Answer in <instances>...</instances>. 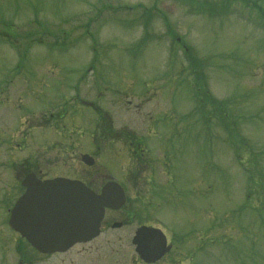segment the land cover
Segmentation results:
<instances>
[{
    "label": "rangeland",
    "instance_id": "obj_1",
    "mask_svg": "<svg viewBox=\"0 0 264 264\" xmlns=\"http://www.w3.org/2000/svg\"><path fill=\"white\" fill-rule=\"evenodd\" d=\"M254 3L264 7V0H0V29H15L0 38V89H18L12 100L0 103V169L11 164L5 163L8 141L3 136L18 127L21 117L64 106L63 100L57 101L59 91L78 88L82 96L88 91L87 102L109 114L103 115L105 130L110 117L114 135L133 132L142 137L155 131L165 139L159 148L155 138L148 140L152 171L143 167L141 173L124 146L105 147L98 164L108 175L115 170L118 175L129 160L128 167L142 182L165 185L180 178L195 193L199 190L198 195L185 192L175 202L182 212L168 206L153 212L171 226L169 231L191 236L183 244V264H264L262 193L254 191L245 203V169L217 119L198 116L199 106L202 114L212 112L210 105L194 97L199 72L215 98L225 100L238 93L244 119L236 127L258 148L264 147V17ZM44 28L51 36L43 35ZM37 30L34 39L42 43L31 45L20 38ZM194 57L196 68L190 63ZM96 90L98 101L91 96ZM66 108L71 114L70 106ZM97 115L81 110L61 124V129H69L66 132L81 128L75 137L86 133L83 147L77 142L79 151L89 149L87 135ZM48 134L61 138L38 130L34 142L49 141ZM15 152L9 153L16 156ZM239 154L249 163L246 146ZM13 167L6 166L0 181L16 180ZM61 167L52 171L62 172ZM209 223L216 236L206 242L209 252L197 248L194 261L189 260L196 234ZM9 248L0 247V264L14 263L16 253Z\"/></svg>",
    "mask_w": 264,
    "mask_h": 264
},
{
    "label": "flooded vegetation",
    "instance_id": "obj_2",
    "mask_svg": "<svg viewBox=\"0 0 264 264\" xmlns=\"http://www.w3.org/2000/svg\"><path fill=\"white\" fill-rule=\"evenodd\" d=\"M6 91H0V95ZM64 91H59L62 93ZM10 97L7 96V100ZM71 102V96L68 98ZM80 105H86L85 99L77 98ZM90 107H93L88 103ZM32 113V117L21 118L20 125L14 129L8 141V149L24 154L31 148L32 154H24L16 160L18 178L13 181H0V247L2 249H12L15 255L13 264H183V237L181 233L168 234L162 227L160 219L153 215L159 208L155 203L158 195L162 193L158 183L151 181H139V174L130 173L121 168L117 175V170L113 175H108L104 168L98 164V157L105 146H124L122 148L130 152L128 158L135 162L136 170L145 171L152 161L147 157L141 158L137 150L144 143V139L136 138L134 133H123L121 137L105 132L90 134L91 144L89 149L79 151L80 141L82 145L83 136H67L58 134L55 127L52 136L59 135L60 139H52L38 144L34 142V132L40 128H48L56 120H68L71 116L66 112H61L58 108H49L44 111ZM49 138V136H48ZM106 143H105V142ZM11 144V145H10ZM123 144V145H122ZM83 147V145H82ZM68 151L70 153L68 154ZM84 154L92 157L83 162ZM67 155V158H63ZM62 156V157H61ZM101 156V155H100ZM14 157H11L13 159ZM74 165L72 166L71 162ZM49 162L51 164H49ZM58 164H63L62 172H57L55 168ZM65 164V165H64ZM61 166V165H60ZM28 175L34 176L38 181L24 178ZM62 177L68 178L76 185H84L86 189L99 195L102 189L109 185L106 195L110 200H116L113 206L104 208L103 217L98 226L97 235L89 241H79L71 244L62 251L58 249L43 253L41 249L34 247L22 236L19 231L9 226L11 210L15 202L27 193V188L32 185L42 186L44 180ZM34 200L41 202L42 197L47 193L42 189L33 192ZM79 197L80 191H77ZM72 193L63 194V200H55L54 206L39 205L29 206L28 215L34 209L39 213L30 218L27 225L19 222L20 230L25 233L27 230L35 234H65L73 230L82 228V207L76 202L72 214ZM76 199V196H74ZM152 228L161 230L165 235L164 244L160 234L152 236ZM147 229V230H146ZM140 245L146 255L138 253ZM169 249L160 255V251L167 246ZM155 258V259H153Z\"/></svg>",
    "mask_w": 264,
    "mask_h": 264
},
{
    "label": "trees",
    "instance_id": "obj_3",
    "mask_svg": "<svg viewBox=\"0 0 264 264\" xmlns=\"http://www.w3.org/2000/svg\"><path fill=\"white\" fill-rule=\"evenodd\" d=\"M255 6V4H254ZM259 11L264 15V11L259 8ZM15 31L14 27H11L9 30ZM36 35H39V30H37L35 33H24L20 35V38L26 39L30 42H32ZM9 36L7 31H3L0 29V38L2 36L6 37ZM43 35H50V32L47 28L43 29ZM192 67L196 68L198 63L196 62V58H191ZM200 76V77H199ZM201 78H203L202 72L195 74V92L194 96L197 98L196 101L200 104H208L210 105V108L212 109V112L203 113L201 114L202 110H200V106L198 108V116L202 118H206L209 120L211 116H214L217 119L218 126H220L227 134H228V142L231 144L232 148L235 151V157L237 161L243 165L246 173V182H247V191L245 194V203L248 204L250 201L252 195H254V191H258L259 193H262L261 201L262 204H264V147L258 148L257 144L253 142L248 134H241L240 130L236 127L239 123H241L244 119L243 114L240 111H243L241 107L238 105L239 101L243 99L242 97L239 99L236 97V94L232 95L229 98H226L225 100H219L213 97L209 90L207 89L206 84L201 82ZM245 98H248L245 96ZM195 103V100H194ZM237 107V108H236ZM191 111H195L194 106L192 107ZM197 115V114H196ZM193 118L196 116L191 112V115ZM184 119L183 117H181ZM184 120H187L184 119ZM221 120V122L219 121ZM246 146L248 150V157H249V163L245 164L243 163V160L239 154V149ZM180 179V178H179ZM198 180V179H197ZM175 179L172 178V182H174ZM182 185L180 186V191L183 192L185 190V182H181ZM242 206L240 209H243ZM211 226H214L211 224Z\"/></svg>",
    "mask_w": 264,
    "mask_h": 264
},
{
    "label": "water",
    "instance_id": "obj_4",
    "mask_svg": "<svg viewBox=\"0 0 264 264\" xmlns=\"http://www.w3.org/2000/svg\"><path fill=\"white\" fill-rule=\"evenodd\" d=\"M84 193L86 194V195H84V199L82 200L84 202V204H85V211L84 212H86L87 217L89 219H91L92 221L95 222L94 225H92V224L90 225V229L88 230V232H91L93 234L95 232L94 231V227L97 225L99 219L101 218L103 207L105 205L113 206L114 203H116V200L113 197L110 200L109 196H105L104 194H102V195H100L98 197H96V196L94 197L91 194L86 193L85 190H84ZM25 201L27 202L26 199L24 201H22V199L20 201H18V203L16 204L15 208L12 210V219H11L10 222H11V225L15 229L18 228L17 227V220H16L18 208ZM89 234L90 233H87L86 235H89ZM25 236L32 243L35 242V241L37 242L39 240L38 237L33 235L32 233L27 234ZM54 237L55 236H51L50 239L46 240V241H51V239H53ZM43 243H47V242H43ZM34 245H36V243ZM47 249H48V251H51L49 248H47Z\"/></svg>",
    "mask_w": 264,
    "mask_h": 264
}]
</instances>
